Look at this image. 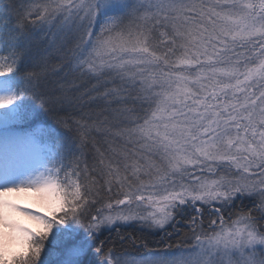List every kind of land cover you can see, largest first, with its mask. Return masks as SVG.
Wrapping results in <instances>:
<instances>
[{
  "label": "rangeland",
  "instance_id": "obj_1",
  "mask_svg": "<svg viewBox=\"0 0 264 264\" xmlns=\"http://www.w3.org/2000/svg\"><path fill=\"white\" fill-rule=\"evenodd\" d=\"M111 2L121 5L117 16H106ZM54 5L41 16L59 24L46 32L53 34L50 39L62 42L60 32L66 30L73 37L72 33L79 30L84 38L94 33L101 50L130 52H124L123 68L133 83L142 85L152 114L146 126L128 131L124 145L116 151L106 150L102 153L104 161L93 165L101 178L97 193L107 196L109 206L90 216L89 226L85 225L80 237L72 231L67 243L59 237L61 216L68 212L67 179L55 159L56 151L40 143L41 126L35 132L24 131L23 144L30 147L44 170L35 169V176L47 175V187L62 192L54 202L59 208L50 214L58 217L59 223L55 219L39 222V233L46 236L47 244L37 247L36 233H31L24 243L13 244L10 251L2 247L0 264H28L26 258L22 259L27 255L36 257V264H81L93 235L132 223L165 229L177 208L186 204L218 205L239 196L225 187L227 172H242L248 182L264 173V60L246 69L236 65L206 69L197 77L176 75L162 64H170L167 54L173 53L165 26L170 30L183 28L182 33L172 34L179 35L181 47L190 55L195 50L209 57L206 38H217L220 33L214 32L220 28L242 42L263 40L264 0H101V5L100 0H60ZM193 11L201 13L202 21L215 19L220 25L213 33H194L193 22L188 21ZM41 17L32 22L33 32L44 30ZM153 29L157 33H151ZM24 34L27 41L19 46L30 52L33 39L29 33ZM30 34L32 38L37 33ZM155 37L152 45L150 39ZM65 42L70 49L71 39ZM136 43L140 46L137 50L131 46ZM162 47L167 53H161ZM221 49L220 59L224 47ZM180 64L191 67L193 61L186 58ZM6 66L0 58V111L9 117L10 126H18L19 112L24 114L26 107L37 112L42 105L33 100L24 105L22 92L20 96L7 78L11 72H5ZM31 123L24 121L25 125ZM79 146L71 153L86 160ZM25 153L27 158L32 156ZM53 159L55 164L50 163ZM258 194L264 204V190ZM42 253L43 259L39 258ZM99 264H264V236L249 220L240 218L177 254L141 260L109 254Z\"/></svg>",
  "mask_w": 264,
  "mask_h": 264
},
{
  "label": "trees",
  "instance_id": "obj_2",
  "mask_svg": "<svg viewBox=\"0 0 264 264\" xmlns=\"http://www.w3.org/2000/svg\"><path fill=\"white\" fill-rule=\"evenodd\" d=\"M59 1L0 0V40L4 50L1 58L7 64L5 72H11L9 78L22 92L24 105L32 100L42 105V109L37 112L26 107L24 114L21 112V118L23 121L34 122L29 125L42 127L41 137L56 151L55 159L67 179L65 187L69 211L61 216L59 230V237L67 243L70 239L65 229L72 230L76 237H80L89 226L90 216L109 206L107 196L97 193L96 189L99 191L102 185L93 165L99 166L104 161L102 153L106 150L116 151L124 145L128 140V131L146 126L152 107L142 85L140 87L133 83L123 68L126 65V50L112 53L101 50L103 47H100L94 33L89 38H84L79 30L72 33L73 37L66 30L60 32L62 42L50 39L53 34L46 32L59 24L41 16L45 14V10L47 13L48 7L54 8V3ZM138 4L139 2L137 9ZM109 7L106 16L120 14L121 10L118 8L121 5L111 2ZM38 11L45 25L41 33L38 30L33 32L31 26L36 18H40L36 16ZM98 13L101 16L103 14L100 10ZM188 21L193 22L194 33H213L220 25L215 19L206 18L202 21L199 11H193ZM165 28L168 31V45L173 53L167 54L170 64L164 61L162 64L169 72L179 76L197 77L206 69L230 65L246 69L264 60V39L242 42L230 37L220 28L214 32L220 33L217 38L210 40L205 37L209 57H204L195 50V54L190 55L181 47L179 35L172 33H182V27L172 30L166 26ZM23 33H29L30 39H33V42L29 40L30 52L19 46L27 41ZM30 33L37 34L31 38ZM151 33L157 31L153 29ZM67 38L71 39L70 49L65 42ZM152 40L156 43V37L150 39L151 42ZM36 42L40 44L34 46L33 43ZM40 45L43 47H39ZM131 46L135 50L140 47L137 43ZM223 47L221 60L219 51ZM161 53H167L165 47L161 48ZM102 54H107V57H102ZM186 58L193 61L191 67L180 64V60ZM78 145L80 150L83 149L81 152L84 151L86 160H82L83 162L71 153L77 151ZM227 175L225 187H230L239 194L230 202L218 205L186 204L174 211L171 223L162 230L132 223L93 235L88 239L92 243L81 264H99L109 254L140 260L177 254L193 247L202 239L215 236L224 224L231 225L240 218L249 220L264 236V204L258 194L264 190V173L249 182L243 179L245 175L242 172L231 171ZM87 187H91L93 191L88 192ZM75 191L78 192L80 201L73 207L71 201L75 200ZM102 199L105 202L97 201ZM36 242L37 247L47 244V238L40 235ZM32 258L27 255L22 259L28 264H36L34 259L37 258ZM39 258L43 259L44 253Z\"/></svg>",
  "mask_w": 264,
  "mask_h": 264
},
{
  "label": "bare ground",
  "instance_id": "obj_3",
  "mask_svg": "<svg viewBox=\"0 0 264 264\" xmlns=\"http://www.w3.org/2000/svg\"><path fill=\"white\" fill-rule=\"evenodd\" d=\"M10 124L9 117L0 111V254L3 251L2 247L10 251L9 248L13 244L24 243L31 233H36V236L41 235L39 222L47 223L48 220L55 219L56 223H59L58 217L52 218L50 214L59 208L54 202L60 195L62 196L59 190L54 188L50 190L47 187L45 184L47 175L43 174V178L35 176L34 173L37 171L35 169L42 171V163L35 155L33 156L30 147L23 144L20 135L15 136L5 132L16 129L15 125L10 126ZM25 152H30L32 156L27 158L28 154ZM59 185L57 182V186ZM65 196L68 207L69 200L66 193ZM74 196L75 200L71 201V205L76 207L80 196L76 191ZM65 232L69 238L68 235L72 230L65 229Z\"/></svg>",
  "mask_w": 264,
  "mask_h": 264
}]
</instances>
